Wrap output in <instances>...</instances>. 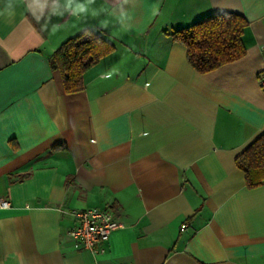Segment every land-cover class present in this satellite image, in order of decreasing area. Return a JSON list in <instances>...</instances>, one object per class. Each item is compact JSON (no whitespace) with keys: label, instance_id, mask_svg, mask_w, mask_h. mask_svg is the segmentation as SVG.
<instances>
[{"label":"crops","instance_id":"1","mask_svg":"<svg viewBox=\"0 0 264 264\" xmlns=\"http://www.w3.org/2000/svg\"><path fill=\"white\" fill-rule=\"evenodd\" d=\"M229 13L246 55L200 74L172 33ZM86 29L115 48L67 93L50 57ZM263 72L264 0H0V264H264V184L237 165ZM90 208L122 225L98 255L69 235Z\"/></svg>","mask_w":264,"mask_h":264},{"label":"trees","instance_id":"2","mask_svg":"<svg viewBox=\"0 0 264 264\" xmlns=\"http://www.w3.org/2000/svg\"><path fill=\"white\" fill-rule=\"evenodd\" d=\"M247 26L239 14H214L173 32L172 37L186 47L189 64L206 74L246 55L243 35ZM114 48L103 35L86 29L64 42L50 63L61 73L65 91L78 93L84 89L85 73ZM237 165L244 171L248 187L264 184V133L237 158Z\"/></svg>","mask_w":264,"mask_h":264},{"label":"built area","instance_id":"3","mask_svg":"<svg viewBox=\"0 0 264 264\" xmlns=\"http://www.w3.org/2000/svg\"><path fill=\"white\" fill-rule=\"evenodd\" d=\"M259 84L264 92V72L260 76ZM11 208L12 203L9 200L0 198V209ZM72 215L76 219V225L70 229L69 235L94 255L103 252L101 243L107 241L110 235L122 226L116 216L108 209L74 210Z\"/></svg>","mask_w":264,"mask_h":264},{"label":"clouds","instance_id":"4","mask_svg":"<svg viewBox=\"0 0 264 264\" xmlns=\"http://www.w3.org/2000/svg\"><path fill=\"white\" fill-rule=\"evenodd\" d=\"M76 11H84V7L82 5H78Z\"/></svg>","mask_w":264,"mask_h":264}]
</instances>
